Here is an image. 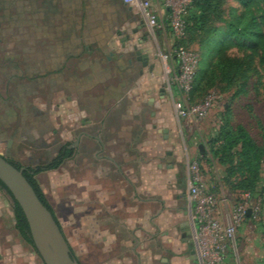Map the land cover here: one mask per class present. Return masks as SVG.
<instances>
[{"label": "rangeland", "instance_id": "374dc122", "mask_svg": "<svg viewBox=\"0 0 264 264\" xmlns=\"http://www.w3.org/2000/svg\"><path fill=\"white\" fill-rule=\"evenodd\" d=\"M138 1L140 4L142 1L147 2L146 7H141L137 1L135 4L141 8L147 24L154 34L156 33L157 43L153 45L154 51H159V58L156 60L158 64L156 81L168 98L159 103L157 109L148 106L142 98V101L144 100L142 109L136 120L139 122L138 125L149 123L150 112L156 109L162 113L165 111L176 124L165 132V139L161 133H152L150 127L149 134H147L141 125L132 128L134 133L130 137H124L117 134V129H114V127L118 128V125L129 126L131 123L130 119L121 118L122 112H125L126 108L129 109V106L122 102L117 108L119 109L117 119L114 117L110 121L116 123L104 126L101 120L96 125L91 122L89 126L83 128L86 133L96 135L99 142L90 141L87 135L81 136V148L74 151L69 159L38 171L35 176L37 187L53 213L78 264H125L122 261L126 259L128 260L126 264H137L135 256L139 255L138 252L150 239L146 220L149 213L155 212L157 204L153 203L152 199L131 190V183L126 181L125 175L132 174L137 177L139 166L134 164V161L122 162L124 158H135L136 162L147 156L154 161L157 159L164 164L165 173L175 180L174 189L180 190L183 194L187 190L188 162L194 160L202 177L203 190L216 199L215 210L223 216L231 212L241 195L234 192L229 182L222 179L224 167L219 165L211 154L210 140L216 137L223 124V116H226L231 125L241 124L255 142L258 144L262 142L264 63L260 60L258 50L247 46L240 47L233 38L225 40L223 35L224 23L231 15L230 11L239 12L240 4L235 0H215L214 10L208 14L205 30L195 34L191 33L187 48L198 55L199 63L194 90L192 93H182L171 83L173 73L170 68L171 47L169 48L167 44L169 38L167 39L163 29L159 27L151 2L149 0ZM3 8H6L8 13H13L12 4L9 2L6 1ZM73 14L76 17L77 14ZM36 16L41 17V13ZM151 16L154 20L152 23ZM34 21L33 25V21L29 20L28 25L23 18L20 19L19 24L17 23L15 31L18 35L15 40L18 43L46 45L44 42L48 40L46 38L55 35L39 18L36 17ZM13 24H16L13 20L0 21V32L4 33L6 40L10 35L7 32L14 31V28H11ZM32 28H35L37 35L41 37L29 40L26 37V31ZM169 33L174 41L173 33L171 31ZM115 37L117 38V35ZM211 37L212 41L203 46ZM229 41L233 44L223 48ZM0 45L3 44L0 43ZM221 48L220 54L217 53ZM218 54L221 60L233 63L228 69L231 80L219 82L216 79L215 85L203 95L202 91L195 88L197 77L207 69ZM101 69L105 70L104 72L108 70L107 67ZM101 73L103 74V71ZM2 80L0 77V82ZM41 85V83H36L31 87L35 89ZM66 96L70 97L71 93L68 91L59 93L49 103H46L44 97L35 99L34 104L38 108L47 105L45 109L51 117L50 120L52 119L54 130L61 131L60 127L63 130L58 134L45 132L41 134L42 137L40 135L35 138V141L24 150L21 156V162L28 163L29 167L37 165L45 167L57 149L54 146L46 148L45 144L56 137L59 138L58 145L73 141L77 133V122L83 118L91 119L87 113L81 114L79 111L75 113L73 104L78 105V102H75L73 98L67 100ZM108 109L114 110L116 106L111 103ZM111 126L113 132L110 131ZM153 146L162 149L156 157L148 155V149L151 153L154 150ZM140 149H143V152ZM36 152L44 153L45 158L39 161ZM168 152L170 154H167ZM174 153L177 166L168 167V164L172 163ZM115 164L120 166L116 169ZM262 174L264 179V164ZM263 185L264 183L261 182L260 187ZM256 197L251 205L258 206L257 213L254 218L245 219L236 227L234 246L232 247L231 243L227 245L226 259L223 264H264L259 262L258 257L264 254V193L258 196L256 194ZM11 204H13L11 196L4 189H0V208ZM182 208L184 217L192 218V211L188 210L186 201ZM10 234L7 228L0 231V236L3 237L0 255L6 253L8 248L12 249V245H16L14 252L19 264H28L25 260L27 254L25 244L17 236L8 240ZM194 236L193 233L192 241ZM37 261L40 260L37 259Z\"/></svg>", "mask_w": 264, "mask_h": 264}, {"label": "flooded vegetation", "instance_id": "af4514ba", "mask_svg": "<svg viewBox=\"0 0 264 264\" xmlns=\"http://www.w3.org/2000/svg\"><path fill=\"white\" fill-rule=\"evenodd\" d=\"M6 1L12 4V14L3 8ZM91 1L0 0L2 11L0 21L13 20L16 23L11 25L14 31L7 32L10 33L7 40L4 33L0 32V43L3 44L0 45V77L3 79L0 82V154L14 166L22 168L24 175L36 187L35 176L38 171L69 159L74 151L81 148V136L87 135L90 141L99 142L96 135L86 133L83 128L89 126L91 122L93 125L99 122L100 109H105L109 104L102 98L106 96L112 98L116 95V92L109 91L108 85L109 79L115 78L114 75L101 81L100 66L107 67L110 74L117 73L114 65L121 67V70L135 71L133 62H130L131 57L125 59L121 57L122 64H116L114 54L103 50V46L93 37V33L84 30L86 26L84 21L89 17L96 18ZM40 13L41 17L36 16ZM73 13L77 14L76 17ZM36 17L55 35L46 38L48 39L44 41L46 45L18 43L15 40L18 35L15 30L20 19L24 18L29 25V20L33 21V24ZM24 25L27 26L26 23ZM37 33L35 28L28 29L26 37L35 40L41 37ZM119 79L111 81L118 89L123 87V81ZM36 83L42 85L32 88ZM66 91L71 93L70 97H65L67 100L73 98L78 102V105L73 104L74 112L79 111L82 114L84 111L92 120L83 118L77 122L76 137L69 143L58 145V137L47 142L46 148L54 146L57 149L45 167L41 165L29 167L28 163L21 162V156L35 138L45 132L58 134L63 130L62 127L61 131L54 130L52 119L50 120L51 117L45 109L47 105L45 104L44 108L40 105L41 108H38L34 101L44 97L46 103H49L56 95ZM36 156L41 161L45 154L36 152Z\"/></svg>", "mask_w": 264, "mask_h": 264}, {"label": "crops", "instance_id": "0c3cea01", "mask_svg": "<svg viewBox=\"0 0 264 264\" xmlns=\"http://www.w3.org/2000/svg\"><path fill=\"white\" fill-rule=\"evenodd\" d=\"M149 1L153 5L152 9L155 17L158 19L159 27L163 29L167 39L169 38L167 44L170 48L174 41L170 37L171 35L169 36L170 30L166 22V18H168L167 8L163 0ZM90 4L95 8L96 18H87L84 21L86 24L84 30L93 33V37L103 46V50L114 54L116 57L114 62L116 64H122L121 57L123 59L132 57V47L136 46L143 54L147 55L148 65H153L152 70L148 69V66L143 67L142 75L138 74L140 65L136 61L132 65L135 71L121 70V67L118 68L114 65L113 68L117 73L111 72L110 74L109 71H106L102 74L101 71L105 70H102L101 68L104 69V67L100 66L101 81L114 75L115 78L112 80L120 78L119 80L123 81V87L118 89V86L113 85L111 82V78L109 79V91L116 92V95L112 98L110 97L111 99L107 96L102 98L103 101L109 104L105 109H100L99 122L103 120L104 126L106 124L116 123L110 121L114 117L117 119L119 112V109H117L118 105L120 106V103L124 102L129 106V109L126 108V111L122 112L121 118L130 119L131 123L129 126L123 124L118 125V128L114 127V129H117V134L130 137L134 133V129L132 128H137L141 125V128L147 134H149L150 127L152 133H161L163 139H165V132L171 129L176 123L165 111L162 113L156 110L159 103L168 98L156 81L158 74L156 60L159 58V51L157 52L153 49V45L157 43L156 33L154 34L151 27L147 24L141 8L136 5L134 7L122 0L120 2L113 0H92ZM139 21H142L143 25L137 31L133 32V29L140 23ZM115 35H117V38ZM176 65L175 58L171 56L170 68L173 74L176 72ZM168 90L171 92L170 87H168ZM142 98L145 99V103L148 106L156 107V109L150 112L149 118L151 120L149 123L138 125L139 122L136 120V117L142 109V103L144 101H142ZM111 103L116 106V109H108ZM82 113L84 114L86 112L82 111ZM110 131L113 132L112 126ZM152 149L154 150L151 153H149L148 149V155L152 157H156L162 152V149L160 150L158 146L156 148L153 146ZM140 150L143 152V149ZM167 154L170 153L168 152ZM172 158V163H169L168 167L177 166V163H175L177 162L175 153ZM126 161H134V164L139 166V174L137 177L132 174L130 176L125 175L126 181L131 183V190L133 192L135 191L136 194L140 193L142 196L152 199V202L157 204L155 212L149 213L146 220L150 239L143 247L141 246V251L138 252L139 255L135 256L137 264H199L194 241L191 240L193 235L192 218L189 216L187 219L183 215L182 207L185 201L190 211L187 190L183 194L180 190L174 189L175 180H172L170 175L165 173L164 164L160 163L157 159L154 161L147 156V158L137 160V162L135 158H124L122 162ZM114 166L117 169L120 165L115 164ZM6 228L11 233L9 238H7L8 240L17 236L25 244L27 251L25 260L28 264H43L32 243H29L21 236L17 228L13 204L0 208V231ZM2 238L0 236V246ZM11 248H8L6 253L0 255V264H19L17 255L14 252L16 245H12ZM258 257L259 262L264 263V254ZM37 259L40 261H37ZM122 262L126 264L128 260L126 259Z\"/></svg>", "mask_w": 264, "mask_h": 264}, {"label": "trees", "instance_id": "16d2710c", "mask_svg": "<svg viewBox=\"0 0 264 264\" xmlns=\"http://www.w3.org/2000/svg\"><path fill=\"white\" fill-rule=\"evenodd\" d=\"M235 1L240 4L241 10L239 12H236V10L230 11L231 15L224 23V39L233 38L240 47L247 46L258 50L260 60L264 63V0ZM214 2L215 0H190L181 16L184 20V35L179 39H174V46L182 45L187 48V41L191 33L195 34L196 32L205 30L208 14L214 10ZM212 39V37L207 39L203 46L209 44ZM232 44L229 41L223 48L231 46ZM221 50L222 48L218 49L217 53L220 54ZM219 54L209 64L207 69L197 77L195 88L202 91L203 95L215 85L214 81L216 79L219 82H229L231 80L228 69L233 63L221 60ZM195 76L192 88L189 91L190 93L194 90ZM223 119V124L219 128L216 137L210 140V151L217 163L224 167L222 179L229 182L230 188L234 192L248 193V206H252L251 204L257 198L256 194L258 196L264 193V185L260 187V183H264L262 176V167L264 164V125L262 126L261 133L262 142L258 144L241 124L231 125L226 116H223ZM24 176L34 187L40 199L49 208L39 189L26 175ZM0 188L4 189L10 195L1 181ZM12 201L17 228L21 236L31 243L23 214L17 203L13 199ZM245 219H252V215L245 216Z\"/></svg>", "mask_w": 264, "mask_h": 264}, {"label": "built area", "instance_id": "2783aa9c", "mask_svg": "<svg viewBox=\"0 0 264 264\" xmlns=\"http://www.w3.org/2000/svg\"><path fill=\"white\" fill-rule=\"evenodd\" d=\"M125 3L146 7L147 2L138 0H122ZM190 0H163L167 8L168 27L173 33L174 39L184 35V20L182 14ZM151 23L154 21L151 16ZM171 56L176 60V72L171 77V83L182 93L191 90L193 80L198 67L199 57L188 48L172 45ZM208 103V102H207ZM187 193L190 203V211L193 223L194 245L199 264H223L226 257L227 245L234 246V232L244 217L249 215L255 217L258 206H248V193H240V200L234 205L231 212L220 216L216 210V199L203 190V181L198 171L197 163L192 160L188 162Z\"/></svg>", "mask_w": 264, "mask_h": 264}, {"label": "water", "instance_id": "95a60500", "mask_svg": "<svg viewBox=\"0 0 264 264\" xmlns=\"http://www.w3.org/2000/svg\"><path fill=\"white\" fill-rule=\"evenodd\" d=\"M120 2V0H118ZM129 8V7H128ZM136 17V16H135ZM133 29L137 31L142 21ZM130 62H138V74L148 65L147 55L136 46L132 47ZM165 131V130H164ZM0 181L19 206L28 228L30 241L43 264H78L51 210L40 199L31 183L24 176L23 169L14 166L0 154ZM250 209H247L248 216Z\"/></svg>", "mask_w": 264, "mask_h": 264}]
</instances>
